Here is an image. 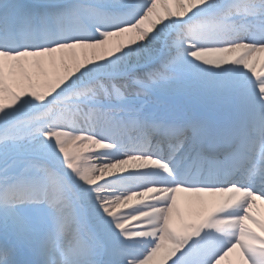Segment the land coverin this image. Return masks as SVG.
I'll return each mask as SVG.
<instances>
[{
    "label": "snow or ice",
    "instance_id": "snow-or-ice-1",
    "mask_svg": "<svg viewBox=\"0 0 264 264\" xmlns=\"http://www.w3.org/2000/svg\"><path fill=\"white\" fill-rule=\"evenodd\" d=\"M258 200L264 0H0V264H264Z\"/></svg>",
    "mask_w": 264,
    "mask_h": 264
},
{
    "label": "bare ground",
    "instance_id": "bare-ground-1",
    "mask_svg": "<svg viewBox=\"0 0 264 264\" xmlns=\"http://www.w3.org/2000/svg\"><path fill=\"white\" fill-rule=\"evenodd\" d=\"M99 150V149H97ZM85 153H87V149H85ZM86 162V161H85ZM182 198L186 196V194H181ZM254 211H258L259 214L264 217V201H257V207L254 209Z\"/></svg>",
    "mask_w": 264,
    "mask_h": 264
}]
</instances>
